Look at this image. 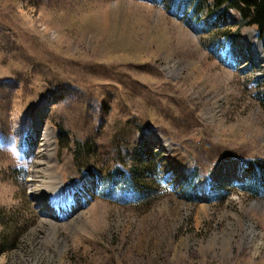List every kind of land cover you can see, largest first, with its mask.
Returning a JSON list of instances; mask_svg holds the SVG:
<instances>
[{"label": "rangeland", "instance_id": "obj_1", "mask_svg": "<svg viewBox=\"0 0 264 264\" xmlns=\"http://www.w3.org/2000/svg\"><path fill=\"white\" fill-rule=\"evenodd\" d=\"M204 6L0 0V264H264L260 41Z\"/></svg>", "mask_w": 264, "mask_h": 264}, {"label": "trees", "instance_id": "obj_2", "mask_svg": "<svg viewBox=\"0 0 264 264\" xmlns=\"http://www.w3.org/2000/svg\"><path fill=\"white\" fill-rule=\"evenodd\" d=\"M185 4H191L193 6V11L201 15L204 6V0H180ZM208 10L209 16H214L216 14H221L220 9L227 11L228 9L236 10L242 19V24L244 26L256 28L258 32V38L262 41L264 47V0H212V2H207L204 6ZM81 149L78 146V150ZM81 153V152H80ZM247 172L249 173V179L252 181H257L256 173L259 174L261 179V184H264V167L260 166L255 168L251 163H247ZM190 175V174H189ZM258 178V179H259ZM188 182L192 185L196 183V172H192L190 177L187 178ZM259 186L256 188L254 195H259L258 189H264L263 185L255 184ZM260 196V195H259Z\"/></svg>", "mask_w": 264, "mask_h": 264}, {"label": "bare ground", "instance_id": "obj_3", "mask_svg": "<svg viewBox=\"0 0 264 264\" xmlns=\"http://www.w3.org/2000/svg\"><path fill=\"white\" fill-rule=\"evenodd\" d=\"M255 36L256 35L254 33H252V32H246V36L242 38V41L251 39L252 43H249V44L251 46H254V43H255L256 44V50L257 51L256 50H253L252 48H250L248 50L254 51L255 53H257L258 58L259 57H262L263 60H264V52H263V49L261 48L260 43L258 41L257 42L255 41V39H254ZM263 63H264V61H263ZM34 118H35V120H36L37 123L38 122L40 123V120H41L40 119L41 118L40 117V114L39 115H35ZM39 125H42V124L40 123ZM42 127H43V125H42ZM45 129H46L47 135H45L44 137H45V142H48V147L43 150V153H46L50 157V159L48 161V165H47L48 166V169L51 171V173H53L55 175V178L57 179V182H58L59 186L62 187V188H66L67 189L66 185L61 181L60 176L56 172V169H55V162H56V160L54 158V143L51 144V140H50V136L53 137L55 135V133L53 132V130L51 128H49L47 126L45 127Z\"/></svg>", "mask_w": 264, "mask_h": 264}, {"label": "water", "instance_id": "obj_4", "mask_svg": "<svg viewBox=\"0 0 264 264\" xmlns=\"http://www.w3.org/2000/svg\"><path fill=\"white\" fill-rule=\"evenodd\" d=\"M260 46H261V48L263 49V44H262L261 42H260ZM235 165H236V166H239L238 163H235ZM230 169H231V165H230L229 163L227 164V162L224 161V162H222V163H220V164L218 165V167H217V171H216L215 173L212 174V178H213V179H216V178L219 177V174H220L221 172L228 173ZM224 177H225V174L222 175L221 178H224Z\"/></svg>", "mask_w": 264, "mask_h": 264}]
</instances>
